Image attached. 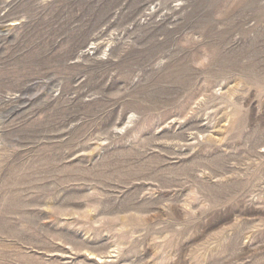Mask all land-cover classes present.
Wrapping results in <instances>:
<instances>
[{"label": "rangeland", "instance_id": "rangeland-1", "mask_svg": "<svg viewBox=\"0 0 264 264\" xmlns=\"http://www.w3.org/2000/svg\"><path fill=\"white\" fill-rule=\"evenodd\" d=\"M0 264H264V0H0Z\"/></svg>", "mask_w": 264, "mask_h": 264}]
</instances>
